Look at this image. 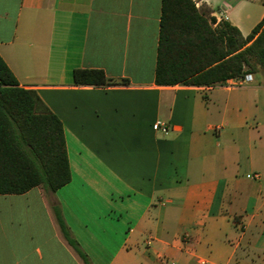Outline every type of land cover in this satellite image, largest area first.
<instances>
[{
    "label": "crops",
    "instance_id": "1",
    "mask_svg": "<svg viewBox=\"0 0 264 264\" xmlns=\"http://www.w3.org/2000/svg\"><path fill=\"white\" fill-rule=\"evenodd\" d=\"M195 2L245 36L264 17V0ZM161 13L162 0H0V55L61 119L72 176L0 194V264H85L55 207L92 264H264V70L157 84ZM76 68L128 83L77 85Z\"/></svg>",
    "mask_w": 264,
    "mask_h": 264
},
{
    "label": "trees",
    "instance_id": "2",
    "mask_svg": "<svg viewBox=\"0 0 264 264\" xmlns=\"http://www.w3.org/2000/svg\"><path fill=\"white\" fill-rule=\"evenodd\" d=\"M264 70V17L244 35L227 19L216 23L195 0H162L155 81L159 85L215 84ZM77 85H125L102 68H76ZM64 126L35 90L23 87L0 55V194H20L36 186L56 191L71 180ZM62 233L92 264L64 220Z\"/></svg>",
    "mask_w": 264,
    "mask_h": 264
},
{
    "label": "built area",
    "instance_id": "3",
    "mask_svg": "<svg viewBox=\"0 0 264 264\" xmlns=\"http://www.w3.org/2000/svg\"><path fill=\"white\" fill-rule=\"evenodd\" d=\"M252 79V74H246L243 77L242 82H249ZM154 129L158 132H162V133H168L170 130V126L168 123H166L163 120H157L154 125H153ZM255 177H258V174H254ZM161 260L164 261L166 264H176V262L174 261H170L169 259L165 258V257H161Z\"/></svg>",
    "mask_w": 264,
    "mask_h": 264
},
{
    "label": "rangeland",
    "instance_id": "4",
    "mask_svg": "<svg viewBox=\"0 0 264 264\" xmlns=\"http://www.w3.org/2000/svg\"><path fill=\"white\" fill-rule=\"evenodd\" d=\"M221 8H222V5H221Z\"/></svg>",
    "mask_w": 264,
    "mask_h": 264
}]
</instances>
